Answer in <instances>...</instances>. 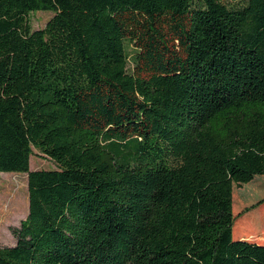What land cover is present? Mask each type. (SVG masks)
Wrapping results in <instances>:
<instances>
[{
    "label": "trees",
    "instance_id": "1",
    "mask_svg": "<svg viewBox=\"0 0 264 264\" xmlns=\"http://www.w3.org/2000/svg\"><path fill=\"white\" fill-rule=\"evenodd\" d=\"M2 172L0 264H264V0H0Z\"/></svg>",
    "mask_w": 264,
    "mask_h": 264
},
{
    "label": "rangeland",
    "instance_id": "2",
    "mask_svg": "<svg viewBox=\"0 0 264 264\" xmlns=\"http://www.w3.org/2000/svg\"><path fill=\"white\" fill-rule=\"evenodd\" d=\"M230 2L231 0H223ZM53 16L50 11H37L29 14L28 19L31 30L42 29L47 21ZM129 57L132 56L136 48L133 44L127 47ZM133 64H129L131 69ZM30 171L35 170H55L57 167L54 162L44 157L40 152L32 149L29 160ZM263 207L264 204L259 206ZM17 209V210H16ZM253 210L247 213L237 215L238 221L242 218H250ZM250 213V215H248ZM28 214V191H27V174L24 173H0V247H10L16 242L11 233V229L17 228L20 222L26 218ZM255 231L251 232L250 239L258 243H264V225L255 227Z\"/></svg>",
    "mask_w": 264,
    "mask_h": 264
},
{
    "label": "bare ground",
    "instance_id": "3",
    "mask_svg": "<svg viewBox=\"0 0 264 264\" xmlns=\"http://www.w3.org/2000/svg\"><path fill=\"white\" fill-rule=\"evenodd\" d=\"M17 210V209H16Z\"/></svg>",
    "mask_w": 264,
    "mask_h": 264
}]
</instances>
